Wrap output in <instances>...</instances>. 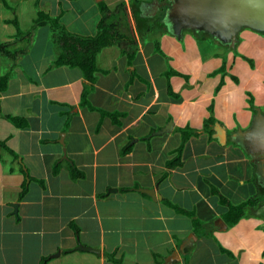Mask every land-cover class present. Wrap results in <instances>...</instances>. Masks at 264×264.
<instances>
[{"label": "crops", "instance_id": "1", "mask_svg": "<svg viewBox=\"0 0 264 264\" xmlns=\"http://www.w3.org/2000/svg\"><path fill=\"white\" fill-rule=\"evenodd\" d=\"M170 2L0 0V264H264V162L232 139L264 111V36H176ZM102 30L83 99L56 61Z\"/></svg>", "mask_w": 264, "mask_h": 264}, {"label": "water", "instance_id": "2", "mask_svg": "<svg viewBox=\"0 0 264 264\" xmlns=\"http://www.w3.org/2000/svg\"><path fill=\"white\" fill-rule=\"evenodd\" d=\"M165 20L176 36L180 37L184 30L200 31L233 47L244 27L264 32V0H171ZM171 125L169 122L156 133L169 131ZM217 138L222 143L225 141L223 129H219ZM232 139L253 159L264 162V111L257 108L251 124ZM139 191L156 198L154 189ZM82 248L98 253L97 249Z\"/></svg>", "mask_w": 264, "mask_h": 264}, {"label": "trees", "instance_id": "3", "mask_svg": "<svg viewBox=\"0 0 264 264\" xmlns=\"http://www.w3.org/2000/svg\"><path fill=\"white\" fill-rule=\"evenodd\" d=\"M100 35L94 37V38H75L77 42H79L81 46H79V49L76 53L71 52H65L62 54L58 60L56 61V64H63L68 65L70 67L79 66L83 72V76L86 80H88L91 84H89L88 88L84 89V93L82 95V98L85 97L86 93L90 90H92V84L95 81L94 77L92 76L91 68L93 66L91 65V68H85L84 63H86L87 58H90V61L92 62L93 55L95 54V51L99 49L102 45H109L110 44V38L111 35L107 32V30H102ZM264 34V32H261ZM68 35V34H67ZM69 37H73L71 35H68ZM91 50V51H90ZM129 58H132V55H129ZM84 99V98H83ZM214 122L213 119H209L205 122V129H210V123L212 124ZM210 131V130H209ZM224 202V201H222ZM246 204L238 205V206H232L229 210V213H227L226 219L230 224H233L239 220V217L242 215V208ZM184 212V211H182ZM187 213V212H184ZM195 221V219H194Z\"/></svg>", "mask_w": 264, "mask_h": 264}, {"label": "rangeland", "instance_id": "4", "mask_svg": "<svg viewBox=\"0 0 264 264\" xmlns=\"http://www.w3.org/2000/svg\"><path fill=\"white\" fill-rule=\"evenodd\" d=\"M262 36H264V34H261ZM263 51H264V48H263ZM263 63H261L262 65L264 64V58H263V61H262ZM251 64V63H250ZM256 65H257V63H256ZM258 66V65H257ZM257 71H259V70H257ZM260 73H261V71H259Z\"/></svg>", "mask_w": 264, "mask_h": 264}]
</instances>
